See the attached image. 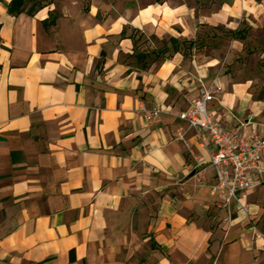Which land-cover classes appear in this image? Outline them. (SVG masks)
<instances>
[{"label": "crops", "instance_id": "0c3cea01", "mask_svg": "<svg viewBox=\"0 0 264 264\" xmlns=\"http://www.w3.org/2000/svg\"><path fill=\"white\" fill-rule=\"evenodd\" d=\"M10 1L0 0V264H264L246 217L225 224L210 193L212 146L177 117L201 88L220 87L215 121L264 137V83L233 81L214 56L156 59L153 43L138 64L130 38L169 48L199 25L262 31L264 1L25 0L35 12L17 16ZM259 188L264 174L248 191L253 216Z\"/></svg>", "mask_w": 264, "mask_h": 264}, {"label": "built area", "instance_id": "2783aa9c", "mask_svg": "<svg viewBox=\"0 0 264 264\" xmlns=\"http://www.w3.org/2000/svg\"><path fill=\"white\" fill-rule=\"evenodd\" d=\"M220 92V87H215L213 92L201 88L199 98L177 117L194 133L199 145L212 146L214 151L207 165L215 173L217 182L210 193L220 202L219 208L226 210L223 221L230 223L234 211L246 218L250 216L248 191L254 179L264 174V137H235L215 121L208 105L214 94ZM179 140L185 145L183 135Z\"/></svg>", "mask_w": 264, "mask_h": 264}, {"label": "rangeland", "instance_id": "374dc122", "mask_svg": "<svg viewBox=\"0 0 264 264\" xmlns=\"http://www.w3.org/2000/svg\"><path fill=\"white\" fill-rule=\"evenodd\" d=\"M261 1L264 0H256L258 3ZM215 2V0H198L199 6L204 8H210ZM242 25L247 24L243 22L238 29ZM197 30V37L193 40L195 46L192 50H187L186 45L177 46L180 51L187 50L185 51L187 59L198 53L208 57L214 56L222 63L221 72L231 75L233 81L242 83L250 80L264 83V30L249 33L251 30L249 28L247 37L241 41L234 40V35L230 33L233 30L225 26L199 25ZM148 43L158 45L160 48L167 46L165 40H145L142 36L137 43L136 52L149 51ZM145 46H148L147 49H143ZM254 199L258 211L255 216L249 214L250 216L246 218L245 229L251 230L255 240L264 244V188H259ZM203 264H207V261L205 260Z\"/></svg>", "mask_w": 264, "mask_h": 264}, {"label": "trees", "instance_id": "16d2710c", "mask_svg": "<svg viewBox=\"0 0 264 264\" xmlns=\"http://www.w3.org/2000/svg\"><path fill=\"white\" fill-rule=\"evenodd\" d=\"M32 2L34 0H31ZM225 2L227 1L228 3H231L232 0H224ZM258 1V0H257ZM156 2H161L160 0H156ZM8 14H11L12 16H17L19 14H22L26 12L28 15H33L35 12L34 6L31 8L27 9L25 6V0H11L9 4L6 5ZM248 26L247 25H242V27L238 30L235 31H230L231 34H233V39L236 41H241L244 40L247 37L248 33ZM134 32V31H133ZM138 35V37H136ZM142 35L138 32H134L133 36L130 38L133 40V45L136 46L135 49L137 50V43L141 39ZM170 47L168 48L167 46H164L158 50H154L151 54L155 55L154 57L165 59L169 57V53H178L180 50L177 47L178 45L184 46L186 45L187 50H192V48L195 46L194 41H186L183 40V42H179L175 39L170 38L169 39ZM186 49L184 51H187ZM171 51V52H170ZM133 58L137 61L138 64H140L141 61H143L144 58L148 57V54H145L144 52H140V54L134 51V54L132 55ZM168 56V57H167Z\"/></svg>", "mask_w": 264, "mask_h": 264}]
</instances>
